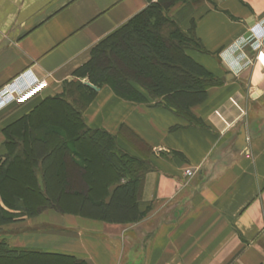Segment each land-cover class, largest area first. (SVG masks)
<instances>
[{"label": "crops", "instance_id": "crops-1", "mask_svg": "<svg viewBox=\"0 0 264 264\" xmlns=\"http://www.w3.org/2000/svg\"><path fill=\"white\" fill-rule=\"evenodd\" d=\"M155 1L0 0V88L28 71L46 82L0 110V166L5 129L65 81L84 84L93 49ZM163 14L197 41L182 64L220 81L187 113L135 81L142 100L103 84L81 113L90 136L67 157L12 162L39 189L0 192L9 246L85 264H264V71L250 45L264 0H169Z\"/></svg>", "mask_w": 264, "mask_h": 264}, {"label": "trees", "instance_id": "trees-1", "mask_svg": "<svg viewBox=\"0 0 264 264\" xmlns=\"http://www.w3.org/2000/svg\"><path fill=\"white\" fill-rule=\"evenodd\" d=\"M167 2L169 0L149 2L146 9L93 49L92 53L94 51L101 53V50L106 51L104 48L109 46L111 41L116 40L114 43L117 46L116 51L121 52L122 57L129 60L128 67L130 69L125 68V62L120 60L122 57L116 56L117 52L111 53L114 54L113 58L109 57L111 51L109 48L107 55L105 52L98 54L100 55L96 59L98 62H95V55H91V59L78 70L83 72L79 77L88 73V75L90 74L89 82L97 88L103 84H109L122 96L129 95L135 100H142L143 97L130 86L129 81L132 80L145 87L149 94L153 93L152 97L155 93L164 96L163 103L165 105L180 113H187L189 100L187 101L186 97L184 100V96L189 94L200 96L207 86L218 83L220 80L206 76L204 72L195 71L192 67L186 68L182 64V62L185 65L189 64V59L183 55V49L191 46L189 44L191 38L179 30L178 24L174 20L163 14V8ZM192 42L193 45H198L196 40ZM122 59L124 60V58ZM118 62H121L123 66L120 67ZM109 66L113 68H108ZM112 71L115 72V76ZM107 73L112 74L110 75L112 81H107L105 78ZM73 81L72 85L83 91V94L82 92L79 94L78 107L68 98V90L64 88L59 94L43 98L28 114L5 129L8 154L0 166V192L2 195L4 194L3 184L8 180L20 183V185L24 183L23 187L32 193L39 189L36 182H32V180L21 182L18 176L11 175L10 170L15 159L23 158L26 161L36 162L37 157H43L45 153L53 155L54 152L67 157L68 142L80 141L88 134L90 136L87 128L83 127L81 113L96 90L83 84L80 80ZM167 82L168 86H164L167 85ZM83 103L84 105L81 107ZM43 109L55 113L64 121L60 122L56 118H52L51 115L44 122L38 115ZM15 127L17 130H12ZM8 186L10 185L8 184ZM26 210L28 211V208ZM7 215L11 218L9 214ZM1 216L4 215L0 210ZM0 247L2 248L0 260L13 264H85V262L72 258L14 248L1 238Z\"/></svg>", "mask_w": 264, "mask_h": 264}, {"label": "built area", "instance_id": "built-area-1", "mask_svg": "<svg viewBox=\"0 0 264 264\" xmlns=\"http://www.w3.org/2000/svg\"><path fill=\"white\" fill-rule=\"evenodd\" d=\"M250 43L251 48L256 52L257 60L264 51V33L261 37L253 38ZM45 85V81L37 79L30 71L25 72L0 88V107L10 102L23 103L36 95ZM184 173L185 176L193 174L190 168L185 169Z\"/></svg>", "mask_w": 264, "mask_h": 264}, {"label": "rangeland", "instance_id": "rangeland-1", "mask_svg": "<svg viewBox=\"0 0 264 264\" xmlns=\"http://www.w3.org/2000/svg\"><path fill=\"white\" fill-rule=\"evenodd\" d=\"M176 19L177 20H180V19H178V17H176ZM188 37H190L191 38V42H189V44L191 45V46H195V47H197L196 45H193L194 43L192 42L193 40H195L194 39V37H193V35H192V30L190 29L189 30V32H188ZM116 42V40H113V41H111L110 43V45L109 46H106L105 48H104V50H106V51H103V50H101L102 52L101 53H103V52H105L106 54L105 55H107V52H108V49L110 48V52H109V57H112L113 58V56H114V54H111V53H114V52H117L116 51V47L117 46H115L114 45V43ZM193 43V44H192ZM113 51V52H112ZM97 52H99V53H97ZM100 53V51H94L93 53H92V55L94 56L95 55V60L98 58V56L100 57V55H98V54H101ZM116 56L117 57H122V55H121V52H117L116 53ZM122 58H124V60L122 59ZM122 58H120V60H122L123 62H125L124 63V66H125V68H128V69H130V67H128L129 65L128 64H130L129 63V60H127V58H125V57H122ZM95 62H98L97 60L95 61ZM170 63V62H169ZM118 64H119V66L121 67V65L123 66V64L121 63V62H118ZM170 64H172V63H170ZM119 66H117V67H119ZM108 68H113V67H108ZM112 70V69H111ZM111 72V71H110ZM83 72H82V70L81 71H77V76L76 77H79L81 74H82ZM86 75H84V76H81L80 78H83V79H85L86 81H88L89 82V79H88V77H89V75H88V73H85ZM108 74V73H107ZM112 74L114 75L115 74V72L114 71H112ZM112 74H108V75H105L106 77L105 78H107V81H112V78L110 77V75H112ZM115 76V75H114ZM75 77V78H76ZM74 80V79H73ZM73 80H68V81H65V83H63V86H62V89H67L68 90V98L70 99V100H72L73 101V103H74V105H76L77 104V107H78V102H79V98H80V96H79V94H80V92H82V94H83V91L81 90V89H79V88H75L72 84V82H74ZM104 82V81H103ZM167 85H164V86H168V82L166 83ZM37 94V93H36ZM35 96V95H34ZM34 96H32V97H34ZM187 95H185V97H186ZM192 96H195V94H189L187 97V99L188 100H190L191 98H192ZM197 96V95H196ZM31 97V98H32ZM184 97V98H185ZM189 97H191V98H189ZM78 99V100H77ZM77 100V101H76ZM184 100H186V98L184 99ZM26 102V101H25ZM25 102H23V103H25ZM23 103H15V102H10V103H8V104H14V105H19V104H23ZM76 103V104H75ZM8 104H6V105H8ZM6 105H4V106H6ZM84 105V103L83 104H81V107ZM4 106H2V107H0V110L4 107ZM39 116H40V119H42V120H44V122H45V120H47L48 119V117L50 118V116L52 117V118H56V120H58V121H60V122H62V121H64V120H61L60 118H59V116H57L55 113H50V111H48L47 109H43V110H41L40 112H39V114H38ZM17 127V126H16ZM13 128L12 130H17V128ZM12 167V166H11ZM185 174V173H184ZM13 176V175H12ZM20 176H22L21 174H20ZM13 177H15V176H13ZM17 177V176H16ZM8 180V179H7ZM14 183L15 182H10L9 180L8 181H6V182H4V184H3V186H4V188L6 189V190H11V188H12V186L14 185ZM8 184L10 185V186H8ZM8 186V187H7ZM15 186L16 187H19L18 186V183H15ZM2 221L3 222H9V221H11V219L9 218V216L8 215H4L3 217L1 216L0 217V223H2ZM1 231V230H0ZM2 248L0 247V250H1ZM13 264L12 262H7V261H3L2 259L0 260V264ZM37 264H42V263H37Z\"/></svg>", "mask_w": 264, "mask_h": 264}, {"label": "water", "instance_id": "water-1", "mask_svg": "<svg viewBox=\"0 0 264 264\" xmlns=\"http://www.w3.org/2000/svg\"><path fill=\"white\" fill-rule=\"evenodd\" d=\"M84 84L87 85V86H89V87H91L94 90H97L98 89L95 85L91 84L88 81H85ZM239 140L240 141H243L244 140V131H243V128L240 129Z\"/></svg>", "mask_w": 264, "mask_h": 264}, {"label": "bare ground", "instance_id": "bare-ground-1", "mask_svg": "<svg viewBox=\"0 0 264 264\" xmlns=\"http://www.w3.org/2000/svg\"><path fill=\"white\" fill-rule=\"evenodd\" d=\"M258 64H260L261 68L264 67V51L261 52L259 58L257 59Z\"/></svg>", "mask_w": 264, "mask_h": 264}]
</instances>
